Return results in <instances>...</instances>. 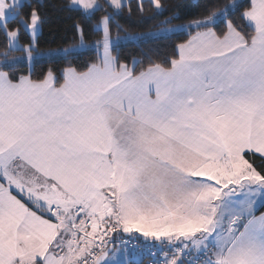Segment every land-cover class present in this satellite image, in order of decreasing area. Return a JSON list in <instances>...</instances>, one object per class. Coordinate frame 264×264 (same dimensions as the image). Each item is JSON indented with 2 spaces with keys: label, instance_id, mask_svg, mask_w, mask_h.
I'll return each instance as SVG.
<instances>
[{
  "label": "snow or ice",
  "instance_id": "snow-or-ice-1",
  "mask_svg": "<svg viewBox=\"0 0 264 264\" xmlns=\"http://www.w3.org/2000/svg\"><path fill=\"white\" fill-rule=\"evenodd\" d=\"M71 6L85 19L100 9L97 0ZM108 6L118 14L125 0ZM21 7L0 0L9 51L20 48L8 24ZM237 7L243 34L226 19ZM38 21L33 10L18 22L32 34L21 48L29 60ZM111 22L112 13L96 22L92 45L77 25L79 45L63 52L94 47L83 71L32 79L0 70V264H108L121 231L174 249L163 264H192L193 248L199 264H264V213L250 199L264 198V169L245 158L264 162V0L176 26L196 31L170 66L138 73V61L130 68L113 55Z\"/></svg>",
  "mask_w": 264,
  "mask_h": 264
},
{
  "label": "trees",
  "instance_id": "trees-1",
  "mask_svg": "<svg viewBox=\"0 0 264 264\" xmlns=\"http://www.w3.org/2000/svg\"><path fill=\"white\" fill-rule=\"evenodd\" d=\"M98 1L100 9L91 19H85L77 8L71 6V0H24L21 3L22 7L18 9L19 15L9 21L8 28L9 30L19 29L18 41L23 46L27 45L31 36L18 22L21 19L29 22L30 13L36 10L40 24V31L36 37V52L31 61L19 58L25 52L21 48L9 51L8 38L4 32L0 31V54L7 52L9 61H12L8 67L0 68V70L9 71L16 76L31 73L32 79L42 78L43 74L49 70L60 76L63 69L70 66L83 71L88 64L94 62L97 56V50L93 47L76 49L67 55L63 51L53 55L39 53L70 49L71 46L79 44L77 25L83 29L84 41L94 43L101 34L93 30L94 25L108 13H112L111 37H121L127 33H146L162 26L187 25L190 21L203 19L210 12L222 9L231 3L247 4V0H160L161 7L157 9L149 3V0H144V10L141 11L138 0H127L117 14L108 6L106 0ZM242 11L243 7L229 9L226 19L234 21L237 30L242 31L243 34L247 22L240 17ZM165 20L168 23H163ZM223 27L224 24L221 21L217 28ZM195 31L196 29L184 28L158 37L141 36L137 40L119 41L113 48V55H118L120 62L127 63L129 67L133 66V61H138L135 64L137 73L150 64L167 67L170 66L171 59L175 58L176 45L185 42ZM13 58H15L14 61ZM3 60V55H0V61ZM245 158L253 163L258 171L264 169V162L259 154L248 153ZM263 210L264 203L259 211ZM128 264H145V259L141 257L139 262L129 261Z\"/></svg>",
  "mask_w": 264,
  "mask_h": 264
},
{
  "label": "rangeland",
  "instance_id": "rangeland-1",
  "mask_svg": "<svg viewBox=\"0 0 264 264\" xmlns=\"http://www.w3.org/2000/svg\"><path fill=\"white\" fill-rule=\"evenodd\" d=\"M24 0H21V3L23 2ZM108 2V0H106ZM127 0H125L126 2ZM97 2L99 3V1L97 0ZM233 4V3H231ZM230 4V5H231ZM100 5V3H99ZM27 23H30L27 22ZM180 24L178 25H173V26H162V27H159V28H156V29H153V30H150L146 33H135V34H131V33H127L121 37H112V39L114 41L119 42V41H125V40H137L138 38H140L141 36H145V37H158V36H162V35H167L173 31H176V30H180L179 28H177L176 26H179ZM31 36V39H32V34L29 30H27ZM40 31V24H39V21H38V31L36 33V36H35V40H36V37L38 35ZM79 38L81 39L80 37V33H79ZM80 39H79V42H80ZM86 44H89V45H92L94 43H88L86 41H84ZM18 44L20 45V48L23 47V45L18 41ZM79 44L77 45H74V46H78ZM74 46H71V48H73ZM94 48V47H93ZM19 49V48H17ZM77 49H81V48H78ZM82 49H85V48H82ZM13 50H16V49H13ZM60 51H63V50H56V53L57 52H60ZM34 57V56H33ZM19 58H22V59H28V56H27V53L25 52L23 55H21ZM32 60V59H31ZM29 60V61H31ZM248 160V159H247ZM250 162V161H249ZM251 163V162H250ZM241 199H244L243 197ZM250 199L252 201H254V207L258 204H260L261 202L264 203V198L261 197V194L259 192H255L251 195ZM259 210V209H258ZM225 224H227V219L225 220ZM150 241V240H149ZM155 243H159L157 241H155ZM154 243V244H155ZM150 244V243H149ZM142 255L139 254V253H135V252H132V251H129V250H126L125 248H122L120 246H116L115 249L109 254V256L107 257V260H108V264H128L129 261H136V262H139L140 259H141Z\"/></svg>",
  "mask_w": 264,
  "mask_h": 264
},
{
  "label": "built area",
  "instance_id": "built-area-1",
  "mask_svg": "<svg viewBox=\"0 0 264 264\" xmlns=\"http://www.w3.org/2000/svg\"><path fill=\"white\" fill-rule=\"evenodd\" d=\"M109 244H114L115 246H120L126 250L141 254L145 259V264H163L165 253H168V255L171 256L174 251V249H170L166 244H149L140 238L129 240L128 236L116 237L109 242L107 246ZM196 256V250L191 249L186 252L184 260L185 262L191 261L192 264H199V260Z\"/></svg>",
  "mask_w": 264,
  "mask_h": 264
},
{
  "label": "crops",
  "instance_id": "crops-1",
  "mask_svg": "<svg viewBox=\"0 0 264 264\" xmlns=\"http://www.w3.org/2000/svg\"><path fill=\"white\" fill-rule=\"evenodd\" d=\"M154 5V4H153ZM155 6V5H154ZM131 68V67H130ZM263 205V202H261L259 205L257 204L254 209H255V215L259 216L261 215L262 213H264V210L263 211H259L258 209H260V207ZM226 225V224H225ZM90 230V229H89ZM128 234H124L122 231L117 235V236H127ZM140 239H142L143 241L145 242H148V243H155V241L151 240L150 238L149 239H145L144 237H142L141 234H136ZM150 240V241H149ZM158 244V243H157ZM194 249V248H193ZM195 250V249H194Z\"/></svg>",
  "mask_w": 264,
  "mask_h": 264
},
{
  "label": "water",
  "instance_id": "water-1",
  "mask_svg": "<svg viewBox=\"0 0 264 264\" xmlns=\"http://www.w3.org/2000/svg\"><path fill=\"white\" fill-rule=\"evenodd\" d=\"M107 249H108L107 257H108L109 254L115 249L114 244H110V245H108V246H107Z\"/></svg>",
  "mask_w": 264,
  "mask_h": 264
}]
</instances>
